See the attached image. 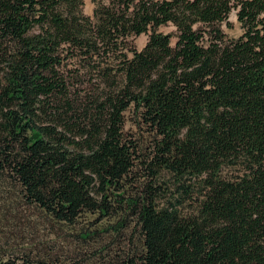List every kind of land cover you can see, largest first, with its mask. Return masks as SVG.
Wrapping results in <instances>:
<instances>
[{
  "label": "trees",
  "instance_id": "16d2710c",
  "mask_svg": "<svg viewBox=\"0 0 264 264\" xmlns=\"http://www.w3.org/2000/svg\"><path fill=\"white\" fill-rule=\"evenodd\" d=\"M92 2L0 0V187L68 228L110 221L99 264H264V0ZM126 112L152 136L144 156Z\"/></svg>",
  "mask_w": 264,
  "mask_h": 264
},
{
  "label": "rangeland",
  "instance_id": "374dc122",
  "mask_svg": "<svg viewBox=\"0 0 264 264\" xmlns=\"http://www.w3.org/2000/svg\"><path fill=\"white\" fill-rule=\"evenodd\" d=\"M92 3V0H84L83 10L86 15H92L94 5ZM227 22L230 27H226V24H223L221 26L222 30L229 37H237L240 34V28L233 13L229 15ZM172 30V27H168L163 31L170 32ZM146 41L147 36L140 35L133 41V47L141 50ZM92 75L90 73L79 74V77L76 78L77 81H75L82 83L79 85L81 89L89 88L92 84H97ZM123 134L126 138H130L137 143L139 156H144L149 152L152 136L146 126L138 123L136 116L132 112L125 113ZM108 223H110L108 220L99 222L97 216L85 215L79 219L75 226L68 228L48 220L34 208L22 203L15 190L8 189L5 186L0 187L1 256L6 255L5 253L10 251L51 252L54 257L65 259V256H73L81 261L83 258H89L93 255L87 264H99L94 261L97 252L116 240L113 237L114 234L101 232V229L105 228ZM88 230H97V233L94 234V238L86 239L89 240L87 247L81 244L84 243V240H81V236ZM101 239L104 241L101 242ZM114 242L117 243L118 241ZM117 246L111 247L114 250V254H120L124 244L119 249H117Z\"/></svg>",
  "mask_w": 264,
  "mask_h": 264
},
{
  "label": "crops",
  "instance_id": "0c3cea01",
  "mask_svg": "<svg viewBox=\"0 0 264 264\" xmlns=\"http://www.w3.org/2000/svg\"><path fill=\"white\" fill-rule=\"evenodd\" d=\"M92 5H93V3H92ZM93 7H94V5H93Z\"/></svg>",
  "mask_w": 264,
  "mask_h": 264
}]
</instances>
